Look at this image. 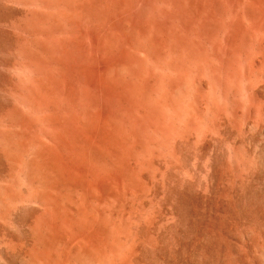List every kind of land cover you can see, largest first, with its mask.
I'll return each mask as SVG.
<instances>
[{
    "label": "rangeland",
    "instance_id": "rangeland-1",
    "mask_svg": "<svg viewBox=\"0 0 264 264\" xmlns=\"http://www.w3.org/2000/svg\"><path fill=\"white\" fill-rule=\"evenodd\" d=\"M157 1L141 9L173 13L182 53L138 33L137 66L106 85L121 33L75 101L13 45L36 1L0 0V264H264V0L239 20L237 0Z\"/></svg>",
    "mask_w": 264,
    "mask_h": 264
},
{
    "label": "bare ground",
    "instance_id": "bare-ground-1",
    "mask_svg": "<svg viewBox=\"0 0 264 264\" xmlns=\"http://www.w3.org/2000/svg\"><path fill=\"white\" fill-rule=\"evenodd\" d=\"M35 1L39 9L28 11L26 18L23 22H20V26L21 23H24L20 27V31L24 34L21 36L24 37L23 39L20 37L21 40L19 39V41L16 40V44L13 42V45H16L20 50L26 65H28L35 75L39 73L40 78L45 76V78L52 80V87L56 88V94H59L63 90L65 93L67 92L69 98L71 97L70 99H75V101H82L87 98L88 87L85 82V75L88 70L86 68L90 60L91 50L96 48L97 53L100 51L104 53V49L113 43L116 45L120 42L121 33L126 34L121 47V55L127 61H122L121 59V61L103 71V77H100V80L106 85L115 86V84H118V82L124 79V75L130 67L134 68L137 66L138 51L136 49L137 39L135 37L138 33L146 35L150 30L155 31L161 36L163 41L167 42L171 40L178 53H182L180 50H183V47L187 46L184 41L186 39V33H181L177 25L174 24L175 16L173 13L167 11L165 8L164 10L161 9L160 14L164 17V22H159L158 19H155L158 18L159 11L157 17L155 16L152 19V14L145 13L144 7L141 9L143 5L149 4L152 6L148 5L153 9L152 11H155V3L158 2L157 0H110L105 10L102 9L100 0H49L48 3L45 0ZM167 1H164V6L168 3ZM237 3L235 8L239 7L241 10L237 8L238 11L235 19L239 20L240 13H246L249 2L248 0H237ZM124 5L127 6V10L125 11L124 17H122L121 13L124 12ZM167 6L169 7V5ZM45 9H47V12H44ZM150 9L148 12H150ZM142 10L144 11L143 16L145 14H147L146 16H151H140ZM243 17L244 21H247L245 16ZM58 18L66 26V33H63L61 27L58 25V21L56 20ZM76 18L78 26L71 33V25L75 22ZM52 20L54 22L51 23ZM107 21L110 23L106 26L105 23ZM128 23L134 24L136 27L134 32L127 29ZM47 29H49L50 33H46L45 35L49 40L45 42V40H42V35L44 34L43 31ZM16 39H18V36ZM194 45L195 42L193 43ZM52 62L57 67H60L63 74L68 76V82L66 84H62L61 82L62 87L57 83V78L55 79L56 71H53L51 66ZM37 97L39 98L40 95ZM40 99L42 100V98ZM55 103V100L50 101V104ZM43 104L40 107L38 104L37 106L34 105L38 110L43 107Z\"/></svg>",
    "mask_w": 264,
    "mask_h": 264
}]
</instances>
